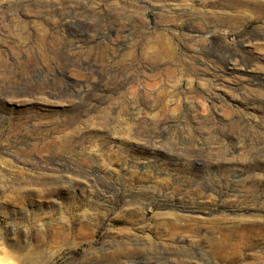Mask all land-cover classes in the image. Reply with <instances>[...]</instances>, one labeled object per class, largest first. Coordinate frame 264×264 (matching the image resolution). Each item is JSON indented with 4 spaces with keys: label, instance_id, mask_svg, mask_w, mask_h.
<instances>
[{
    "label": "rangeland",
    "instance_id": "obj_1",
    "mask_svg": "<svg viewBox=\"0 0 264 264\" xmlns=\"http://www.w3.org/2000/svg\"><path fill=\"white\" fill-rule=\"evenodd\" d=\"M253 3L0 0L6 264H264Z\"/></svg>",
    "mask_w": 264,
    "mask_h": 264
},
{
    "label": "bare ground",
    "instance_id": "obj_2",
    "mask_svg": "<svg viewBox=\"0 0 264 264\" xmlns=\"http://www.w3.org/2000/svg\"><path fill=\"white\" fill-rule=\"evenodd\" d=\"M251 1H253L254 3L251 7L249 6L250 11L258 12V13L264 12V0H251ZM241 228L242 229L236 234V238L238 237L237 242L240 244V248L248 247L252 250L255 247V245H252L250 240H252L253 238L250 236L254 233L257 234L256 236H264V234L260 233V231L262 230V225H260V223H255V224H249V225L241 227ZM227 235H230L229 232ZM230 247H232V248H230ZM230 247H227L224 245L220 246L219 248H217V254L221 250H224L227 248H230V250H232V251H236V249H239L237 244L230 246ZM0 254L4 255L3 257H0V264H4L6 262V260L9 258L8 253L6 251H4L3 249H0Z\"/></svg>",
    "mask_w": 264,
    "mask_h": 264
}]
</instances>
